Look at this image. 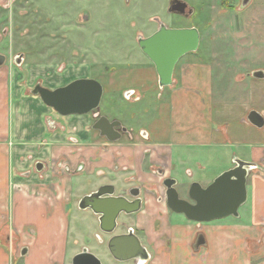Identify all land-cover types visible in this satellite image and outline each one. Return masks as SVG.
Wrapping results in <instances>:
<instances>
[{"label": "crops", "instance_id": "obj_1", "mask_svg": "<svg viewBox=\"0 0 264 264\" xmlns=\"http://www.w3.org/2000/svg\"><path fill=\"white\" fill-rule=\"evenodd\" d=\"M212 80L213 71L202 60L176 66L166 97L176 127L165 141L139 132L142 140L133 134L111 143L90 130V117L55 114L54 119L40 98L25 97L21 90L0 92V264H72L81 250L71 248L72 206L104 185L119 193L143 185L142 211L122 219L147 234L155 251L148 264H213L208 255L224 252L225 243L232 245V259L233 245L258 240L264 227V127L252 125L248 117L256 111L264 118V81H252L246 101L220 103L214 102ZM51 122L60 130H52ZM235 158L258 165L248 178L247 203L239 221L225 224L230 231L214 224L210 248L195 253L190 223L172 218L150 191L160 187L158 173H163L164 179L177 180L184 197L183 189L188 195L191 185L186 178L206 187L234 167ZM51 159L67 161L70 172L36 171L38 162ZM184 166L189 167L180 171ZM82 179L93 181L88 191L75 186ZM171 222L186 230L178 244L168 246L157 231Z\"/></svg>", "mask_w": 264, "mask_h": 264}, {"label": "rangeland", "instance_id": "obj_2", "mask_svg": "<svg viewBox=\"0 0 264 264\" xmlns=\"http://www.w3.org/2000/svg\"><path fill=\"white\" fill-rule=\"evenodd\" d=\"M183 1L195 10L190 18L168 13L170 0H0V54L6 57L0 67V92L21 90L31 97L37 84L56 89L93 78L104 87L102 114L121 121L140 140L139 132H146L154 141H165L176 127L166 101L168 87L160 88L155 66L138 44L140 37L151 36L163 23L169 28L199 29V50L177 65L187 60L207 62L213 71L214 102L246 101L252 81L257 80L252 74L264 71V0H251L245 8L243 0ZM51 123L52 130H60L59 123ZM92 183L82 179L75 186L88 191ZM183 193L188 199L187 191ZM172 218L189 222L180 214ZM96 234L105 238L97 215L74 203L72 250L87 247L102 264H122L112 259ZM251 248L249 243L233 245L232 264L256 263L246 253Z\"/></svg>", "mask_w": 264, "mask_h": 264}, {"label": "water", "instance_id": "obj_3", "mask_svg": "<svg viewBox=\"0 0 264 264\" xmlns=\"http://www.w3.org/2000/svg\"><path fill=\"white\" fill-rule=\"evenodd\" d=\"M130 1V0H127ZM251 0H243L242 8ZM189 9L188 13L187 10ZM168 13L190 18L195 10L183 0H170ZM87 15L85 20H87ZM201 33L198 28H169L161 23L157 32L147 38L140 37L138 44L142 52L155 66L161 89L173 85V76L178 62L186 55L199 50ZM6 62V57L0 54V67ZM17 65L22 62V56L15 59ZM257 80H264V71L258 70L252 74ZM32 95L39 97L49 108L59 115H87L100 108L103 96V85L93 78L76 79L66 86L49 89L37 84ZM248 120L258 128L264 127V118L256 111L249 114ZM94 130L111 143L122 140L123 134L129 130L119 120L110 121L102 116L94 124ZM121 129V130H118ZM145 132L142 133L144 135ZM235 166L216 177L211 184L204 187L199 182L190 185L188 199L181 197L174 178L164 181L165 201L168 208L175 214L198 223H207L227 217H240V209L248 200V178L258 165L234 159ZM38 171L42 165L37 167ZM138 190V189H136ZM133 200L123 195H116L113 185L101 186L98 190L84 196L79 202L82 210L90 209L99 217L100 228L106 234L113 233L121 214L131 215L141 211L142 199L140 190L133 194ZM108 249L115 260L128 262L132 260H148V253L140 240L131 233L114 236L108 243ZM27 250L22 253L25 255ZM72 264H102L100 259L87 248L72 259Z\"/></svg>", "mask_w": 264, "mask_h": 264}, {"label": "flooded vegetation", "instance_id": "obj_4", "mask_svg": "<svg viewBox=\"0 0 264 264\" xmlns=\"http://www.w3.org/2000/svg\"><path fill=\"white\" fill-rule=\"evenodd\" d=\"M180 17H182V16H180ZM52 111H54V110L52 109ZM55 113L57 115H59L57 112H55ZM59 116L63 117L61 115H59ZM71 116H87V117H90V119H91L90 130L93 131V132L98 133L99 136H100L99 131L94 130L93 126L100 119V117L106 116V115L101 113V106H100V108L98 110H96V111H94V112H92L90 114H87V115H71ZM109 120L110 121H116L118 119H116V118H111L110 119L109 118ZM122 125H123V123H122ZM118 130H121V129H118ZM130 136H133V134H132V132L130 130H129L128 133L123 134V138L124 137H130ZM104 139H106V138H104ZM39 164L42 165V169L40 171L37 170L38 169L37 167H38ZM35 168H36V171H38V172L47 170L49 172H52V171L53 172L54 171L55 172H59V173H61L63 175L68 174L70 172V165L64 159H60V160L51 159L50 161H47L46 163L38 162L36 164ZM162 174L163 173H158V176L161 178V180H160L161 183L159 185L160 187L159 188L157 187V188L153 189V191H150V193H152V195L154 196V198L157 200L158 203H163L164 202L165 205H166V201L164 199L165 198V188H164L163 184H164V181L167 179V177L164 179ZM168 178H171V177H168ZM136 189H138V190H136ZM139 190H140V194H141L142 209H143V207L145 206V202H144V199L142 197V195L144 193L143 185L137 183V185L131 187L130 189H128L126 191H122L120 193L116 190V195H123L126 198H128L129 200H133L131 192L133 194H135ZM181 197H182V195H181ZM182 198H184V197H182ZM184 199H186V198H184ZM142 209H141V211H142ZM166 209H167L169 214H171V215L175 214L168 208L167 205H166ZM140 212H138V213H140ZM138 213L131 214V215L121 214L120 217L122 216V217H128V218L132 217V218H134L135 215L138 214ZM188 221L190 223L189 224L190 233L193 236V240H192V243H191L192 250L195 251V253H200L202 249L210 248L209 233L211 232V229H213L215 227L214 224H216L215 222L217 220L212 221V222H207V223H198V222H194V221H190V220H188ZM216 225H218V224H216ZM220 227H221V229L224 230V232L230 231V229H231L230 226L225 225V224L220 226ZM100 230H101V228H100ZM118 230H121V232L115 234V232L118 231ZM185 230H186V227H184L183 224H181L179 222H171V223L167 224V228L165 229L164 232H162L161 226L158 227V231L157 232L160 233L161 235H163L162 237H163L165 243L168 246H171L172 242H174L173 244H175V243L178 244V242L181 240L180 237L185 232ZM260 231L262 232L261 237L258 240H254L253 242H251L250 243V245L252 247L251 251L250 252H246V253L251 255L252 260L255 259L256 263H254V264L264 263V255H261V251L264 249V227H260ZM168 232L170 234L172 233L173 237L172 236L168 237L167 236ZM128 233L133 234L134 236H136L140 240L142 246L144 247V249L148 253V257L149 258H148L147 261L132 260V261L122 262V263H131V264H148V263H150L151 259L154 257L155 251L151 247L149 242L147 241L148 240L147 234L142 229H140L137 225H134L131 221H129V220L128 221H124L123 219L121 221L118 220L117 221L116 230L113 233H111V234L104 233L105 234V238L104 239L99 234H96V235L100 239L101 244L106 246L108 254L112 257V259H114V257L111 255V253H110V251L108 249V243H109L110 239L112 237H114V236L125 235V234H128ZM84 248H87V247H82L80 252ZM222 248L224 249V252H221V251H220V253L218 251L217 252H213V251L210 252V254L208 255V256H211V259H209V262H212L213 264H232V259L230 258V255H231L230 249L232 248V245L225 243V245L222 246ZM257 256H259V257H257ZM115 261H117V260H115ZM117 262H120V261H117ZM250 264H252V263H250Z\"/></svg>", "mask_w": 264, "mask_h": 264}, {"label": "built area", "instance_id": "obj_5", "mask_svg": "<svg viewBox=\"0 0 264 264\" xmlns=\"http://www.w3.org/2000/svg\"><path fill=\"white\" fill-rule=\"evenodd\" d=\"M165 199V198H164Z\"/></svg>", "mask_w": 264, "mask_h": 264}]
</instances>
